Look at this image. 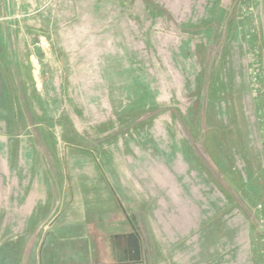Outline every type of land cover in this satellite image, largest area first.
Segmentation results:
<instances>
[{
  "label": "rangeland",
  "instance_id": "rangeland-1",
  "mask_svg": "<svg viewBox=\"0 0 264 264\" xmlns=\"http://www.w3.org/2000/svg\"><path fill=\"white\" fill-rule=\"evenodd\" d=\"M72 223L126 264H264V0H0V264Z\"/></svg>",
  "mask_w": 264,
  "mask_h": 264
},
{
  "label": "crops",
  "instance_id": "crops-1",
  "mask_svg": "<svg viewBox=\"0 0 264 264\" xmlns=\"http://www.w3.org/2000/svg\"><path fill=\"white\" fill-rule=\"evenodd\" d=\"M114 210L119 213L118 219L126 225L127 218L123 216L125 215V210L119 207H115ZM87 213L89 215L86 214L83 223H81L84 226L90 225L93 227L107 220L103 217L104 213L101 211ZM76 224H70L71 227H69V230L66 229V231L45 232L39 239L40 242L38 252H36L37 254L34 257V264H110V261L120 260L119 254L114 255L115 258L109 252L106 255L102 254L103 256L101 252L97 255V251L106 249L109 246L106 241L107 237L100 232L98 234L94 231L91 237L89 235L85 238L79 232V225ZM118 234L120 233H116V235Z\"/></svg>",
  "mask_w": 264,
  "mask_h": 264
},
{
  "label": "trees",
  "instance_id": "trees-1",
  "mask_svg": "<svg viewBox=\"0 0 264 264\" xmlns=\"http://www.w3.org/2000/svg\"><path fill=\"white\" fill-rule=\"evenodd\" d=\"M123 235H124L123 233L118 234V236H123ZM118 254L120 255V260H119V261H115V260H113V262L110 261V264H126V263H123L124 260L121 259V258L124 257V253H123V251H122V252H119ZM128 264H141V263L139 262V263H128Z\"/></svg>",
  "mask_w": 264,
  "mask_h": 264
}]
</instances>
